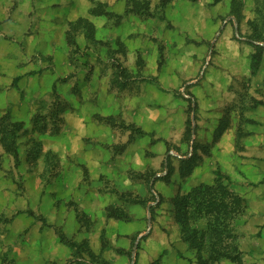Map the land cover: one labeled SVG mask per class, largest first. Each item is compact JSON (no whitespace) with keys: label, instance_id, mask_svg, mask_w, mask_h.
Listing matches in <instances>:
<instances>
[{"label":"rangeland","instance_id":"rangeland-1","mask_svg":"<svg viewBox=\"0 0 264 264\" xmlns=\"http://www.w3.org/2000/svg\"><path fill=\"white\" fill-rule=\"evenodd\" d=\"M138 1L150 2L149 14L126 0H0V122L18 151L17 160L0 135V264H264V51L252 72L264 0ZM82 18L76 49L68 32ZM242 56L254 78H235ZM212 73L229 100L200 83ZM95 74L118 89L109 102L81 88ZM112 99L117 108L106 109ZM224 131L230 155L215 158ZM100 157L129 164L110 179L88 166ZM216 170L242 202L212 262L210 239L186 240L176 212L194 187L214 184ZM108 206L132 220L108 218ZM191 227L199 237L206 222Z\"/></svg>","mask_w":264,"mask_h":264},{"label":"trees","instance_id":"trees-1","mask_svg":"<svg viewBox=\"0 0 264 264\" xmlns=\"http://www.w3.org/2000/svg\"><path fill=\"white\" fill-rule=\"evenodd\" d=\"M131 6L132 11L136 13H142L141 4L145 3V9L143 12L150 13V2L145 1L144 3L138 0H126ZM172 0H160L159 7L165 8ZM219 1V0H218ZM98 12V13H97ZM91 14H100V11L91 10ZM89 24L86 19H80L79 26L73 24L72 30L68 32L69 42L75 46L77 49L79 46L74 42L71 33L73 29L78 27H84L85 24ZM74 35V34H73ZM72 40V41H71ZM264 47L262 45H256V52L252 55V72L254 73L260 66L263 57ZM101 120L109 123L112 121V117H100ZM3 120L0 122V135L1 142L4 149L12 153L18 160V151L16 144L11 140L12 132H10L7 127H3ZM13 127H18V123H11ZM123 127L134 129V131L140 132L138 128L133 125H123ZM188 161V160H186ZM216 179L214 184H200L194 187L190 192H188L178 203V208L176 212L177 222L180 224L181 232L186 238V240L194 239L199 240L200 244L205 241V238L210 239L209 243V253L212 262L217 260L219 257L217 255V241L221 238L223 233L229 230L231 220L234 218L236 213V207L242 202V198L234 194L228 187L227 184L223 182L225 178L220 171L216 170ZM161 179V177H160ZM162 179H167V177H162ZM135 204L143 203V199L132 200ZM106 214L108 218H114L117 220H130L131 217L128 213L119 207L108 206L106 207ZM206 222L205 231L197 237L198 231L193 229L192 223ZM61 239L65 243H69L68 239L62 234ZM187 236V237H186ZM205 243V242H204ZM200 247V246H197Z\"/></svg>","mask_w":264,"mask_h":264},{"label":"crops","instance_id":"crops-1","mask_svg":"<svg viewBox=\"0 0 264 264\" xmlns=\"http://www.w3.org/2000/svg\"><path fill=\"white\" fill-rule=\"evenodd\" d=\"M182 2H185V1H182ZM75 8H77V7H75ZM80 10H81V12H80L81 13L80 14L81 17L91 18V16H89V14L87 12L88 11V8L87 7L81 6L80 7ZM70 11H73V10L70 9ZM95 24H96V28H97V34L99 35L100 34V24H97L96 22H95ZM226 29H227V27H226ZM52 46H53L54 49L57 48V44H55V46L54 45H52ZM55 54L57 56V53H55ZM240 60L245 62V66H244L243 71H240L238 73V75L235 76V78L236 77L237 78L238 77H245V78L246 77L247 78L248 77H252V78H254V76L250 74L251 73L250 72V65L248 63L249 60H248L247 56L240 57ZM225 73L227 75L228 72L226 71ZM202 78H203V76L202 77L200 76V78H199L200 83L201 84H207L209 86V88L212 91H214V92H217L218 90L219 91H223L225 89V92H224L225 95L223 97H225L226 100H229L228 99L229 98L228 97V90L226 88V83H222V82L218 81V78H217V76L214 73L210 74V76L208 77L207 81L205 80V78L204 79H202ZM226 78H227V76H225V79ZM231 78H232V76H231ZM259 80H261V79H259ZM263 86H264V84H263ZM112 87L113 86L110 85L109 77L108 76H104L103 77V76H101V74H100V81L98 80V75L95 74L94 75V78L92 80H90L88 82H85L84 81L83 82V85L81 86V88H85V89H88V90L93 91V92H96V91L98 92V90L100 89V96H103V95L106 96V99L108 100V102H109L108 93H118V89L117 90L115 88L112 89ZM114 97H115V95L113 94V97L112 98H114ZM226 100H225V102H226ZM117 104L118 103L115 100L112 99V102L106 104L104 107L106 109H109V108L116 109L117 108ZM213 110H214V112L210 113V116L216 118L217 117V112H216L217 109H216V107L213 108ZM258 115H264V106L263 105L259 106L257 116ZM262 119H264V117ZM69 122L71 123V126H74V127L78 126V124H79L78 123L79 121H76V120L75 121H73V120L70 121L69 120ZM230 137H231V134L230 133L229 134L226 133V131H224V133L220 136L219 143L218 144H219V147H222V149L220 148L221 150H216V155L214 156L215 158L227 157V156L230 155L229 153H230L231 148L229 147V143H228V145L226 144L228 142L227 139L230 138ZM100 141H101V139H100ZM230 145H231V143H230ZM71 152H73V150ZM88 153L89 152H87V151H76V150H75V152H73V154L76 157L80 158L81 161H86V162L89 161ZM102 154L103 153L100 152V156H102ZM105 159H106V157H105ZM105 159L102 160V157H100V162H97V163L89 162L88 163V166L90 168H93V170H96L97 169L98 171H96V172H99L100 173V176L101 175H107V176H109L110 179H114V176L116 175V170H121L122 167L126 168V167H128V164H129V163H123L122 162L123 166H119V161H116L114 163L113 162L110 163V162H108V160H105ZM94 167L96 169H94ZM77 178L79 180V175L77 176ZM126 180H128V179H126ZM79 183L80 182H77L76 184H79ZM75 193H76L75 196L77 197L78 203H80V205L84 206V204H86V202H84V200H83L82 193L81 192L79 193V191L76 190V189H75ZM100 200H101V197H100ZM102 206L103 205L100 206V216L105 215L104 214V211L102 209ZM148 206L150 207V205H148ZM136 208H138V207H136ZM86 209L88 210V212L93 213V215H95V213H94L95 212V204H93V203H91V202L88 201L87 202V208ZM105 211H106V209H105ZM130 220H132V219H130ZM141 221H142V219L141 220L138 219L135 222L134 221L133 222L134 223H137V224H140ZM149 222H150V219H149ZM117 226L120 227L119 224H117ZM133 227H134V225L131 228H129V226H123V229L122 230H124V231H119L118 230V232H120V233H124V232L132 233V232L135 231L133 229Z\"/></svg>","mask_w":264,"mask_h":264}]
</instances>
